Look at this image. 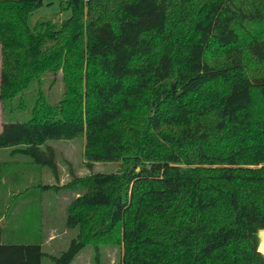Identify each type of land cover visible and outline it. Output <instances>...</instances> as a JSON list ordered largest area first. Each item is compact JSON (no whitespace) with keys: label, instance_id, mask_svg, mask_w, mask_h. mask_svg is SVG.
I'll return each mask as SVG.
<instances>
[{"label":"trees","instance_id":"obj_1","mask_svg":"<svg viewBox=\"0 0 264 264\" xmlns=\"http://www.w3.org/2000/svg\"><path fill=\"white\" fill-rule=\"evenodd\" d=\"M44 3L0 0V103L30 111L3 124L0 149L53 168L47 144L84 136L89 167H122L74 178L68 223L86 233L53 264L93 232L121 264H264V74L250 70L264 67V0H68L67 20L31 24ZM46 75L61 76L57 103ZM6 223L0 264H43Z\"/></svg>","mask_w":264,"mask_h":264},{"label":"rangeland","instance_id":"obj_2","mask_svg":"<svg viewBox=\"0 0 264 264\" xmlns=\"http://www.w3.org/2000/svg\"><path fill=\"white\" fill-rule=\"evenodd\" d=\"M67 2L45 0L43 7L32 16L31 24L42 19L56 23L67 20L71 16V11L66 8ZM218 58V55H211L212 61ZM1 65L0 45V74ZM250 70L254 74H264L263 65L252 61ZM60 77L54 79L52 75H46L42 79L41 90L53 104L60 101L64 91ZM34 90L32 86L27 96ZM6 108L0 103V132L5 122L25 121L30 117L27 108L15 113H9ZM85 141V137L80 136L49 142L47 145L53 156V168L34 164L30 158L20 153L13 154L10 149H0V218L3 217L7 226L15 229L16 241L42 245L45 254L43 264H53L54 258L68 250L73 241H80L83 233H86L83 226L73 227L68 223V208L82 191V188L75 187L74 178L117 173L122 168L116 163H97L89 167L84 157ZM102 215L96 210L89 219L98 223ZM90 241L93 242L86 244L71 264H121L122 248L112 239L93 232Z\"/></svg>","mask_w":264,"mask_h":264},{"label":"bare ground","instance_id":"obj_3","mask_svg":"<svg viewBox=\"0 0 264 264\" xmlns=\"http://www.w3.org/2000/svg\"><path fill=\"white\" fill-rule=\"evenodd\" d=\"M259 251L264 254V231H262L260 235Z\"/></svg>","mask_w":264,"mask_h":264},{"label":"crops","instance_id":"obj_4","mask_svg":"<svg viewBox=\"0 0 264 264\" xmlns=\"http://www.w3.org/2000/svg\"><path fill=\"white\" fill-rule=\"evenodd\" d=\"M31 218V217H30ZM0 223L1 224H5L6 222H5V219L3 218V217H1L0 218ZM15 230V229H14ZM16 237H17V235H16V232H14V236H13V242H18V241H16ZM19 243H28V242H19Z\"/></svg>","mask_w":264,"mask_h":264},{"label":"water","instance_id":"obj_5","mask_svg":"<svg viewBox=\"0 0 264 264\" xmlns=\"http://www.w3.org/2000/svg\"><path fill=\"white\" fill-rule=\"evenodd\" d=\"M262 231H264V230H261V231L259 232V239H260V235H261V232H262Z\"/></svg>","mask_w":264,"mask_h":264}]
</instances>
